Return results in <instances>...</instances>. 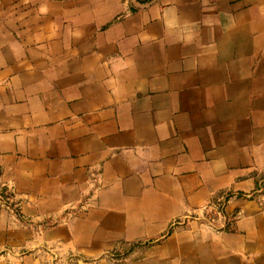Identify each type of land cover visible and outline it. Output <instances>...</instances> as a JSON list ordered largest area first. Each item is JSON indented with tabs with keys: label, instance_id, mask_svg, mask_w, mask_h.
Returning <instances> with one entry per match:
<instances>
[{
	"label": "crops",
	"instance_id": "obj_1",
	"mask_svg": "<svg viewBox=\"0 0 264 264\" xmlns=\"http://www.w3.org/2000/svg\"><path fill=\"white\" fill-rule=\"evenodd\" d=\"M0 192V264H264V0H0Z\"/></svg>",
	"mask_w": 264,
	"mask_h": 264
},
{
	"label": "built area",
	"instance_id": "obj_2",
	"mask_svg": "<svg viewBox=\"0 0 264 264\" xmlns=\"http://www.w3.org/2000/svg\"><path fill=\"white\" fill-rule=\"evenodd\" d=\"M3 196H5V197H3ZM10 195L8 194V193H6V192H4V193H2V192H0V199H1V201L2 202H4V204L6 205V206H8V204H9V199H10ZM217 209L218 210H214V209H206L205 210V212H204V221L207 223V224H210V223H212V221H213V219H214V216L216 215V214H218V212L221 210V206H218L217 207ZM186 217H188V216H186ZM182 221L180 220V219H177V220H174L173 222H172V225H176V224H178V223H181Z\"/></svg>",
	"mask_w": 264,
	"mask_h": 264
},
{
	"label": "trees",
	"instance_id": "obj_3",
	"mask_svg": "<svg viewBox=\"0 0 264 264\" xmlns=\"http://www.w3.org/2000/svg\"><path fill=\"white\" fill-rule=\"evenodd\" d=\"M3 197H5V196H3Z\"/></svg>",
	"mask_w": 264,
	"mask_h": 264
}]
</instances>
